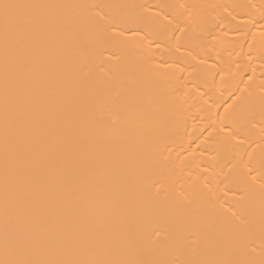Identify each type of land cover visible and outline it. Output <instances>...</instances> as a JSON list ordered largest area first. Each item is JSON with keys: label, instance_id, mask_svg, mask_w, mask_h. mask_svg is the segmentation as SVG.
Here are the masks:
<instances>
[{"label": "bare ground", "instance_id": "obj_1", "mask_svg": "<svg viewBox=\"0 0 264 264\" xmlns=\"http://www.w3.org/2000/svg\"><path fill=\"white\" fill-rule=\"evenodd\" d=\"M4 3L0 264L259 261L264 0Z\"/></svg>", "mask_w": 264, "mask_h": 264}, {"label": "snow or ice", "instance_id": "obj_2", "mask_svg": "<svg viewBox=\"0 0 264 264\" xmlns=\"http://www.w3.org/2000/svg\"><path fill=\"white\" fill-rule=\"evenodd\" d=\"M0 7H2L4 9L5 15L7 16L9 13V10L20 7V6L14 5V4H9V3H4V4L0 5ZM261 121H262L261 126H262V128H264V112H262V114H261ZM221 130H223V129H221ZM232 135L236 136V135H238V133L235 130H233ZM245 168H246L245 175L250 177L253 181L256 180L257 174L260 176V185H261V188L264 189V159H261L259 161V168L258 169L253 167L251 163L246 164ZM233 215L235 216L236 214L233 213ZM247 247L251 253H256L257 249H256V246L254 243H252V242L248 243ZM259 255H260L259 261L255 260V259H251V260L240 262V264H264V245H262L260 247Z\"/></svg>", "mask_w": 264, "mask_h": 264}]
</instances>
